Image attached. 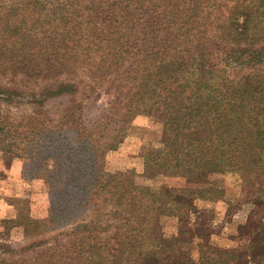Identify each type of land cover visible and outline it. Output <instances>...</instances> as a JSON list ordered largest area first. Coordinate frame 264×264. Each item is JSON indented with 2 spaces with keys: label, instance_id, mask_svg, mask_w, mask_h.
I'll list each match as a JSON object with an SVG mask.
<instances>
[{
  "label": "trees",
  "instance_id": "obj_1",
  "mask_svg": "<svg viewBox=\"0 0 264 264\" xmlns=\"http://www.w3.org/2000/svg\"><path fill=\"white\" fill-rule=\"evenodd\" d=\"M242 1L249 9L239 0H0V77L58 78L43 84L29 101L32 111L20 115L8 107L1 113L3 103L19 109L14 98L21 93L0 83V152L22 159L50 195L47 215H26L24 230L49 233L53 241L83 234L78 243L60 245L62 253L49 248L38 263L0 264H264V230L239 227L245 241L231 248L194 235L189 243L166 238L158 221L174 215V190L139 187L99 167L133 115L156 111L162 135L144 157L146 172L192 180L198 188L189 192L199 195L219 193L208 182L219 172L264 183V53L235 44L239 31H254L249 25L257 12L264 15V0ZM256 27L264 29V21ZM243 56L255 61L247 63L253 70L235 66ZM78 72L71 85L65 76ZM111 74L112 110L92 116L88 126L85 111L76 115L91 89L86 80L98 83ZM70 86L72 96L84 87L78 103L66 96ZM53 98L63 102L55 114L45 106ZM90 206L92 214L82 218L80 209ZM68 224L71 232L63 230ZM116 239L114 251L110 240Z\"/></svg>",
  "mask_w": 264,
  "mask_h": 264
},
{
  "label": "rangeland",
  "instance_id": "obj_2",
  "mask_svg": "<svg viewBox=\"0 0 264 264\" xmlns=\"http://www.w3.org/2000/svg\"><path fill=\"white\" fill-rule=\"evenodd\" d=\"M239 1L240 5L249 9L248 2ZM260 19L264 21V15L261 16V12H257L251 20L253 23L249 25L251 29H254L253 32L247 33L245 29L239 31L240 38L238 43H235L237 49H248L249 52H255V54L264 53V29L253 28V25ZM244 20L241 16L238 23L242 25ZM213 31L211 35L215 37L217 31ZM216 45L217 42H211L208 48L212 53V58L219 61L220 55L216 52ZM220 48H224L225 51L234 49L229 46ZM243 59L240 65L235 66L242 72L253 70V66L247 68V63L256 66L255 61L244 58V56ZM261 66L264 67V62ZM77 75H81V72L71 74V76L66 75L65 78L70 81L71 85H74V82L78 81ZM241 75L242 73L236 74L237 77ZM57 80L58 78L52 81ZM52 81L39 83L27 78L21 81L13 76L5 80L0 77L3 87L14 86L20 89L18 91L21 93V96L14 98V101L19 103V109H16L17 106L14 104H2L0 101L1 113L4 114V107L10 108L17 114L32 111L34 107L31 105L32 102L29 103L32 95L41 91L43 84L48 85ZM86 82L91 86L86 96L80 92L84 87H79L78 90V93L82 95L77 93L72 96L74 86L69 87L66 96L71 97L69 99L77 103L82 96L87 98L82 102L84 104L82 108L77 107L79 111L76 115L85 111L83 118L87 119L85 124L89 126L88 121L92 116L98 117L103 110H107L106 116L111 112L112 99L114 95L116 96V91L112 87V74L99 80L98 83L89 80ZM24 93H26L25 97L22 95ZM61 101L60 98H53L48 100L45 106L52 110L50 113L55 114L63 105ZM115 113H120V111L117 110ZM157 113L156 111L148 114L140 112L130 118L127 127L119 134L116 146L104 151L101 166H99L102 171L108 174L123 173L125 174L122 177L123 180H129L139 187H147L154 191L162 187L174 190L176 202L174 215L161 216L158 221V230L162 231L166 238L175 236L180 238L181 242L189 243L188 239L194 235L198 238H208L209 242L215 246L231 248L240 246L245 241L238 234L239 227L249 226L253 228L251 231L256 233L263 231L264 183L253 184L248 179L242 180L238 174L219 172L208 178L210 185L216 187L219 193L206 192L199 195L189 192L191 189L198 188L192 180L190 182L184 177L160 175L150 169L146 172L144 157L159 146L162 135V125ZM114 122L110 121L109 125H104L107 133L111 132ZM26 171L27 168L22 159L13 157V155L5 156L0 152V263L4 260L21 262L26 259L38 263L45 259L44 257H48L49 248L58 247L57 249L62 253L64 249L60 245L78 243L83 235L67 233L53 241L49 233L37 235L24 230L23 218H26V215L32 218H42L50 209V195L46 183L41 179L31 177ZM33 175H35L34 172ZM211 196L215 198L210 199ZM97 210L100 211L102 208L98 207ZM91 211V206L81 208L79 215L83 218L91 215ZM157 216L159 217L154 213V217ZM72 226L73 224H68L63 230L71 232L69 229ZM110 245L116 251L120 247V242L117 239L110 240Z\"/></svg>",
  "mask_w": 264,
  "mask_h": 264
}]
</instances>
